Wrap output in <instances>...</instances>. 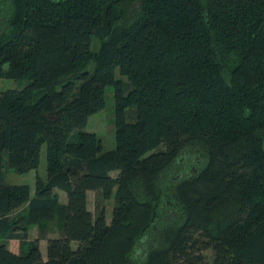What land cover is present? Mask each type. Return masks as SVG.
I'll return each instance as SVG.
<instances>
[{
    "label": "trees",
    "instance_id": "trees-1",
    "mask_svg": "<svg viewBox=\"0 0 264 264\" xmlns=\"http://www.w3.org/2000/svg\"><path fill=\"white\" fill-rule=\"evenodd\" d=\"M0 78V264H264V0H0Z\"/></svg>",
    "mask_w": 264,
    "mask_h": 264
},
{
    "label": "rangeland",
    "instance_id": "rangeland-1",
    "mask_svg": "<svg viewBox=\"0 0 264 264\" xmlns=\"http://www.w3.org/2000/svg\"><path fill=\"white\" fill-rule=\"evenodd\" d=\"M91 48H95L91 46ZM91 65L87 67L90 70ZM117 76V72L115 73ZM25 83V80H15V79H6L0 78V92L5 89L20 87ZM105 103L103 108L99 111L88 115L86 119V123L82 128L83 131L93 132L96 137L100 140L101 152L112 149L114 147V126L112 123L113 118V100H112V89L111 87H106L105 89ZM70 139H75L76 134L73 133ZM45 145L42 144L39 151V158L36 168L30 169L25 173H16L12 169L4 166L3 168V181L8 184H26L29 188L30 196L33 195L34 192V177L37 174L41 178H45ZM111 174H114L112 172ZM57 194V198L60 204H64L66 201L65 194L58 189H55ZM113 205V199H102L96 191H87L86 192V206L88 210L91 211L92 214L96 213L101 207L104 210V218L106 223L109 222L111 218V209ZM38 227L33 225L29 228L27 233L28 239L38 238V246L42 258L45 257V239L51 238L58 235V221L57 219H53L47 221L46 223V231L43 237L39 236ZM72 245H74L72 243ZM7 246L12 251H18V245L16 241H8ZM204 260L205 262L209 261L211 258V252H204Z\"/></svg>",
    "mask_w": 264,
    "mask_h": 264
},
{
    "label": "crops",
    "instance_id": "crops-1",
    "mask_svg": "<svg viewBox=\"0 0 264 264\" xmlns=\"http://www.w3.org/2000/svg\"><path fill=\"white\" fill-rule=\"evenodd\" d=\"M42 256V255H41ZM44 259V258H43Z\"/></svg>",
    "mask_w": 264,
    "mask_h": 264
}]
</instances>
